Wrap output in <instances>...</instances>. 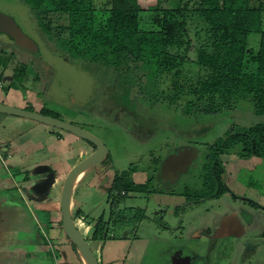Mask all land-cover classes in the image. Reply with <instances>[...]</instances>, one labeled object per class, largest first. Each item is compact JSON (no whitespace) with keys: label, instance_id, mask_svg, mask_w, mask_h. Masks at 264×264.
Segmentation results:
<instances>
[{"label":"rangeland","instance_id":"374dc122","mask_svg":"<svg viewBox=\"0 0 264 264\" xmlns=\"http://www.w3.org/2000/svg\"><path fill=\"white\" fill-rule=\"evenodd\" d=\"M171 1L180 5L184 3L193 5V0ZM94 2L97 7H101L105 0H94ZM138 3L142 9H147L153 6L156 0H138ZM0 12L14 18L23 32L36 42L40 51L39 59L31 58L29 75L18 83V88L11 87L12 68L17 61L16 58L28 57L29 54L8 42L6 35L0 34V54H5L10 58L7 68L0 66V102L29 110H48L57 118L89 131L99 138L109 150L111 156L109 168H104L100 170L101 172L97 168L91 170L77 182L74 189L71 213L81 233H85L86 230L85 218L90 221L103 216V219L107 221L111 217L110 211L113 204L111 200H108L107 187L110 186L115 173L129 171L134 165L139 170L144 168L145 171L136 170L130 175L133 181L142 183L147 177L146 169L150 170L151 164H153L149 154L156 153L154 157L164 159L174 149L193 147L196 156L188 164L186 170L171 176H165L160 172L157 175L160 183L156 181L155 184L162 185L169 190L173 189L174 193H169V190L162 193L132 192L123 203L112 209L115 214L119 210L128 208H144L147 220L137 230H133V227L130 228L132 232L135 231L132 234H138L140 240V242L136 241L133 246L136 245L138 250L147 253L144 258L146 264H162L160 261L150 263L153 258L149 257L166 249L167 246H171L168 243H172L173 249L171 257H165V264H202L197 258V252L205 253L211 248L213 253L220 255H217L219 259L214 258L215 261L218 260L220 264H223L225 260H229L222 259V251L227 254L231 253L232 246L236 247L235 255L242 248V252L246 254H256L250 261L252 264H264V237H262L264 233V158L253 156L250 159H240L226 154L221 155L220 158L226 171L225 185L237 195V199L233 200L230 193H225L219 199L203 198L198 202L193 201L194 196L201 188L200 185H202L208 144L222 137L230 127L243 128L254 123L264 122V116H257L253 112L249 99L240 100L232 110L217 114H192L193 116H185L180 107H168L166 103H159L155 108H150L146 104L136 107L139 104L138 99L134 93H130V88L135 82L133 81L135 74L132 77L128 76V83L123 88H119L118 81L115 79L109 82L107 87H102L100 77L98 85L93 74L82 69L78 64L69 63L50 51L31 11L23 1L0 0ZM141 16L146 19L150 14L143 12ZM196 25L198 24L195 22L194 26ZM194 26L192 27L194 28ZM141 28L152 30L151 21H143ZM190 35L193 37V31ZM198 41L193 37V45H196ZM248 41L252 47L257 48L259 36L251 34ZM190 51L192 59L194 58V46ZM33 63L34 67H40L41 71H37L34 67L32 69ZM2 116L1 114L0 138L3 136L5 128L4 134L8 132L7 136L13 137L16 141H14L15 143L13 141L6 142L2 138L0 139V201L5 199L7 204H10L4 209L0 223V238L3 237V233L14 230L18 226V221L19 224L23 223L19 218L18 210L14 208L16 207L13 205L14 203L19 205L22 201L26 202L32 213H34V209H32V205H34L35 209L43 211L45 216L47 214L50 220L55 222L54 215L59 210L60 193L68 173L94 150V147L81 142L80 145L82 149L84 148L85 153L74 152L72 156L75 159L72 158L71 161H74V164L71 167H65L66 170L63 168V171L52 176V181H50V173L43 170L46 165L40 164L38 161V156L44 151L36 152L43 145L42 133L41 131L37 132L32 137L33 134L25 133V130L30 129L29 127L33 123L45 129L49 128L51 134L59 140V144H66L67 136L71 137L70 133L20 117L16 118L21 119L19 123L22 122L25 126L20 128V133H14L16 129L11 124L13 118L9 122H3ZM58 135L60 138L57 137ZM18 151L21 153H16ZM9 171L13 175L18 174V179L15 178L16 176H11ZM6 172H9L10 175L8 174L3 179L7 181H3V184L5 187L8 185V198H6L7 192L1 187L2 174H7ZM25 172L33 175V179L20 181L21 177L25 176ZM106 172L110 179L104 183V187L99 186ZM250 181L259 183L260 188L251 186ZM105 184L107 185L105 186ZM185 186L190 189V199L176 193L184 189ZM252 204H255V209L250 206ZM230 207L237 209L231 210L230 213L237 212L240 217L237 216L238 222H236L235 216L227 217L226 221V224L232 225L233 231L239 233L238 236H233L236 239L231 236H225L223 240L217 238L216 249L215 246H212L214 243L207 240L208 237L205 236L197 238V241L189 239L186 242L181 240L177 242L171 240L166 244L167 246L164 244L165 232L160 227L163 223L176 226L179 223L184 226L186 224V236L193 237L194 235L190 233L191 230L200 227L205 229L210 226V214H215V212L216 215L224 214ZM247 210L250 212L248 213ZM77 211H79L78 215ZM165 214L167 215L162 219ZM218 217L215 216L213 219ZM79 219L84 220L82 222ZM155 225L160 229L156 233L154 230L151 231ZM52 228L51 231L46 232V236L51 237L52 234H55ZM58 229L57 226L56 230ZM126 232L130 233V230H124V233ZM175 235L178 237L179 233L176 232ZM191 241L196 244L194 245ZM91 249L96 251V245L92 244ZM15 250L16 248L13 249V251ZM192 250L196 252L194 253ZM184 251L185 255L183 256ZM12 254L16 255L13 252ZM42 257L41 264H62L59 263L60 255L54 254L52 251H47L46 256L43 253ZM1 258H5L4 254H0V263ZM244 262L243 255L234 259L235 264H246Z\"/></svg>","mask_w":264,"mask_h":264},{"label":"trees","instance_id":"16d2710c","mask_svg":"<svg viewBox=\"0 0 264 264\" xmlns=\"http://www.w3.org/2000/svg\"><path fill=\"white\" fill-rule=\"evenodd\" d=\"M21 1L31 11L50 51L93 74L98 85L100 77L102 87H107L115 79L119 88H123L128 83V76L135 74L130 93L138 99L136 107L146 104L155 108L159 103H166L168 107H180L185 116H193L232 110L240 100L249 99L253 112L264 116V0H193V5L156 0L147 9H142L138 0H105L101 7H97L94 0ZM143 12L150 16L143 19ZM143 21H151L153 29L141 28ZM195 22L198 25L194 26ZM192 31L195 40H199L196 45L190 35ZM251 34L259 36L257 48L249 44ZM193 46L194 58L191 59ZM26 53L28 57L16 58L11 87L18 88V83L29 75L31 58L37 60L40 57V51ZM9 61L8 56L0 54V66L7 68ZM34 68L41 71L40 67ZM40 112L57 117L45 109ZM70 135L94 147L88 141ZM223 154L240 159L253 156L263 159L264 122L243 128L230 127L222 137L208 144L202 185L193 201L219 199L225 193H230L233 200L237 199V195L225 185L226 171L220 158ZM154 155L156 153L149 154L153 164L150 170L145 168L147 177L142 183L130 177L136 170L144 169L139 170L135 165L129 171L113 175L107 187L108 200L113 208L123 203L132 192L162 193L169 190L155 184L158 173L162 174L166 157L161 159ZM110 163L108 153L102 165L109 168ZM48 172L53 176L58 174L50 167L46 168ZM29 177L30 174L25 172V180ZM249 184L260 188L255 181ZM189 190L185 186L176 193L190 199ZM173 191L170 189L169 193ZM250 206L255 209V204ZM112 209L109 220L99 216L88 221L92 224L90 240L119 237L127 234L124 233L127 229L132 234L135 231L130 228L136 230L145 219V211L140 207L119 210L115 214ZM76 213L78 215L79 211ZM34 216L42 225L40 234L45 239L46 232L52 227L48 216L36 210ZM44 216L47 218L45 223ZM58 224L61 228V221ZM67 241L81 263L76 247ZM234 249L232 246L229 258ZM221 255L223 259L225 254Z\"/></svg>","mask_w":264,"mask_h":264},{"label":"crops","instance_id":"0c3cea01","mask_svg":"<svg viewBox=\"0 0 264 264\" xmlns=\"http://www.w3.org/2000/svg\"><path fill=\"white\" fill-rule=\"evenodd\" d=\"M2 117H3V122H9V120H11L13 118L12 119L13 122L11 124L14 125V129H16V131L14 133H16V132L20 133L19 132L20 128L25 126L24 123H22V122L19 123L21 121V119H17L14 116L12 117V116L3 115ZM22 120H24V119H22ZM29 128L30 129L25 130V133L29 132V133L33 134L32 137H34L37 132L39 133L41 131V133H42L41 137L44 139V140H41L43 142L41 149L36 150V152H39V153L44 151L43 154H40L38 156L39 163L46 165L45 166L46 168L50 167L51 169L56 170L58 174L60 171H63V168H64V170H66L65 167H68V166L71 167V165L74 164V161L71 162L72 158H73V160L75 159L72 156L74 154V152H82V153L84 152L85 153L84 148L82 149V147L80 145L82 141L73 137L72 135H71V137L67 136V141L65 142L66 144H63V143L59 144V140L56 138L55 135L51 134L49 128L45 129L44 127H40L38 125L36 126V123H33V125L30 126ZM5 130L6 129L4 128V131ZM4 131L2 134L3 136H1L3 141H6V142L16 141V139H14L13 137L7 136L8 132H7V134H4ZM6 144H9V143H6ZM5 146H7V145H5ZM19 148H21V147H19ZM16 153H21V151H18ZM61 166H62V168H61ZM15 168L19 169L18 167H15ZM9 172L8 173L6 172L7 174H2L3 178L1 179V181H2L1 187H2V189H4L7 192L6 198H8L9 189L7 187L8 185L5 187V185L3 184V181H5L3 179L5 177H7ZM10 174H11V172H10ZM17 175L11 174V176H16L15 178L18 179ZM234 178L236 179L235 176H234ZM24 179L25 178L23 175L21 177L20 181H24ZM30 179H33V175H30L29 180ZM5 182H7V181H5ZM4 203H6V204H4ZM7 203L8 202L5 199L0 201V223H1L2 217L4 215V209L10 205ZM13 205L16 206L14 208L18 210L19 218L23 221V223L19 224V221H18L17 222L18 226L14 230L9 231V232L7 231L6 233H3V237L0 238V254H4V256H5V258H1V263L3 261L2 264H41L42 258H43L42 257L43 253L46 256L47 251H50V252L52 251L54 254H56V253L59 254L60 255L59 263H62V264H82V262L80 263L79 260L76 258V254H75L74 250L70 246L67 239L64 237V234H63L61 228L59 227L58 223L61 220L60 209L54 215V218L56 219L55 222L50 220V218L48 217L49 218L48 221L50 222V225L53 227V228L52 227L51 228L53 231H55V234H52L51 237L46 236L45 239H43L41 234H40V231H42L40 229L42 225L39 224L38 220L34 216V213H32L29 206L26 205V202L22 201L19 205H17V203H16V205H15V203ZM19 207H20V209H18ZM32 209H34L36 211H41L39 209L38 210L35 209L34 205H32ZM142 209L144 210V208H142ZM231 210H237V209L235 207H230L227 211L224 212V214L216 215L217 214L216 212H215V214H210V222H209L210 226L208 228H205V229L200 227L198 229L191 230L190 233H191V235L192 234L194 235L193 237L188 236V235L186 236V234H185V229L187 227L186 224L184 226L182 223H179L176 226L175 224H173V225L166 224L165 225L163 223L162 225H160L161 230H163L165 232L164 236L166 237V238H164L165 240L163 239V242L166 245L169 241L171 242V240L172 241L175 240L177 242L178 241L180 242V240L183 242H186L189 239L193 240V241H197V238H201V237L205 236V237H208L207 240L214 243V245H212V246H215L217 238L218 239L222 238V240H223V238L227 235H230V233L239 234L238 232L233 231L232 225L226 224V221L228 220L227 217H231V216H235V220H236V222H238V217H239L238 213L237 212L234 213L233 211L230 213ZM166 211L167 210H165V213H167ZM183 211H185L184 208H183ZM41 212H43V211H41ZM195 212H197V211H195ZM247 212L249 213L250 211L247 210ZM166 215L167 214L163 215L162 219H164V217ZM177 215H178V213H177ZM215 216H219V217L217 219L216 218L213 219V217H215ZM43 218H44V219H42L43 223H45V220H47V218L45 216ZM79 220H81L83 222L84 219H79ZM146 220H147V215H145V219L139 223L138 227H140ZM56 221H58L57 224H56ZM86 221L87 220L85 218L86 230H85V233L82 232L83 233L82 235L84 237L86 235L87 239L86 238L85 239L91 248H92V244L96 245V251L93 249L92 250H93V252L95 251L94 253H96V257L98 259L99 264H146L144 262V258H146L147 253L145 251L141 252L140 250H138L136 245L133 246V244L136 241L140 242L138 234L135 235V234H131V233L126 232L127 234H124V235L119 236V237L107 238V239L100 240V241L99 240L92 241V240H90L92 224H90L88 221H87L88 222V224H87ZM37 224H39V225H37ZM57 226L59 227L58 230H56ZM51 228L49 229V231H51ZM137 228H136V230H137ZM152 230H154V233H156L160 229H159V227H157L155 225L154 227L151 228V231ZM146 231H148V230H146ZM80 232H81V230H80ZM176 232L179 233L178 237H177V235H175ZM6 234H9V235H6ZM155 235H157V234H155ZM231 236H234V235H231ZM88 240L90 241L91 244L89 243ZM193 241H191V242L193 243ZM238 243H240V242L238 241ZM168 244H171V246L168 247L166 245L167 246L166 249L160 250L157 253L152 254L151 257H149L150 259L153 258V260H151L150 263L152 261H155L157 263H158V261H160V262H162V264H165V257H171V255H172L171 250L173 249L172 243H168ZM193 244L195 245L196 242H194ZM216 247L217 246H215V249H216ZM14 248H16L15 251H13ZM235 249H236V247H235ZM235 249L232 253L231 258H229L230 255L225 253V251L222 252L223 255L225 254V256H224V257H226L225 259H228V258L230 259L227 262L225 260V263H223V264H235L234 259L239 258L241 255H243V258L245 259L244 263L252 264L250 261L256 255L255 253H247L246 254V253L242 252V250H241L242 248H240L241 251L239 250V253L237 255H235L234 254ZM212 250H213L212 248L210 250H208L207 251L208 254H207V252H205V253L197 252V258L201 261L202 264H219L218 260L215 261V259H214L217 257V255H219V253L218 254L213 253ZM252 251H254V250H252ZM12 252L16 253V255L13 256ZM192 252L195 253L196 251L192 250ZM184 255H185V251H184L183 256ZM28 257L30 259H27ZM212 257H213V260H212ZM217 259H219V257H217Z\"/></svg>","mask_w":264,"mask_h":264},{"label":"water","instance_id":"95a60500","mask_svg":"<svg viewBox=\"0 0 264 264\" xmlns=\"http://www.w3.org/2000/svg\"><path fill=\"white\" fill-rule=\"evenodd\" d=\"M0 34L7 35L13 41L14 45L23 51L33 54H36L39 51L36 42L23 32L14 18L1 12ZM0 114L29 119L57 130L60 129L81 139H84L94 146V150L92 151V153L85 159L80 161L77 165H75L73 169L68 173L61 189L59 209L61 215L60 221L62 232L67 237V239L76 247L82 264H99L95 253L78 229L73 219L71 213V202L77 182L91 170L97 168L98 171H100L105 168L102 165V162L109 153L108 148L99 138H97L89 131L83 129L82 127L63 121L57 117L43 114L40 111L24 109L0 102ZM195 156L196 154L193 147H182L177 149L175 153L169 155L163 161L162 174L171 176L174 173L183 172L187 169L186 167L191 162V160L195 158ZM43 170L46 171V167H44ZM52 176L53 174L50 173V181H52ZM109 179L110 176L106 172V175L104 179H102L103 181L99 184V186L104 187V183ZM106 185L107 184H105V186ZM230 235L238 236L237 233H230Z\"/></svg>","mask_w":264,"mask_h":264},{"label":"flooded vegetation","instance_id":"af4514ba","mask_svg":"<svg viewBox=\"0 0 264 264\" xmlns=\"http://www.w3.org/2000/svg\"><path fill=\"white\" fill-rule=\"evenodd\" d=\"M8 42H10L11 44L13 43V42H11L10 40L8 41ZM14 44V43H13ZM166 176V175H165Z\"/></svg>","mask_w":264,"mask_h":264}]
</instances>
